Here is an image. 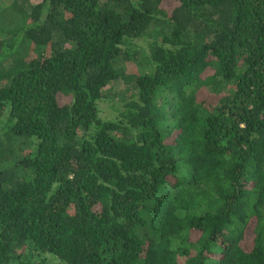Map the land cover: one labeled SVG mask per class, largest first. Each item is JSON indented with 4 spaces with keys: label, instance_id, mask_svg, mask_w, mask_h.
<instances>
[{
    "label": "trees",
    "instance_id": "16d2710c",
    "mask_svg": "<svg viewBox=\"0 0 264 264\" xmlns=\"http://www.w3.org/2000/svg\"><path fill=\"white\" fill-rule=\"evenodd\" d=\"M0 264H264V0H0Z\"/></svg>",
    "mask_w": 264,
    "mask_h": 264
},
{
    "label": "rangeland",
    "instance_id": "374dc122",
    "mask_svg": "<svg viewBox=\"0 0 264 264\" xmlns=\"http://www.w3.org/2000/svg\"><path fill=\"white\" fill-rule=\"evenodd\" d=\"M139 45H140V44H139ZM140 46H142V45H140ZM117 92H118V91H115V94H117ZM251 235H252V233L249 231L247 237L250 238Z\"/></svg>",
    "mask_w": 264,
    "mask_h": 264
}]
</instances>
